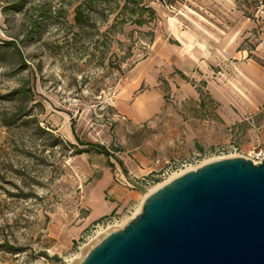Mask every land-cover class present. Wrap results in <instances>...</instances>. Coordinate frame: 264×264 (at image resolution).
<instances>
[{"label": "rangeland", "instance_id": "374dc122", "mask_svg": "<svg viewBox=\"0 0 264 264\" xmlns=\"http://www.w3.org/2000/svg\"><path fill=\"white\" fill-rule=\"evenodd\" d=\"M84 3L0 0V43L24 60L0 51V264H78L99 241H87L98 220L85 199L105 169L116 179L121 156L144 158L148 176L219 150L251 160L264 146V0H110L76 24ZM19 86L33 92L28 119L7 126ZM133 86L127 102L146 94L156 108L141 123L120 107ZM129 190L106 232L149 195Z\"/></svg>", "mask_w": 264, "mask_h": 264}, {"label": "water", "instance_id": "95a60500", "mask_svg": "<svg viewBox=\"0 0 264 264\" xmlns=\"http://www.w3.org/2000/svg\"><path fill=\"white\" fill-rule=\"evenodd\" d=\"M78 264H264V158L183 172Z\"/></svg>", "mask_w": 264, "mask_h": 264}, {"label": "crops", "instance_id": "0c3cea01", "mask_svg": "<svg viewBox=\"0 0 264 264\" xmlns=\"http://www.w3.org/2000/svg\"><path fill=\"white\" fill-rule=\"evenodd\" d=\"M252 27V26H251ZM200 53V52H197ZM136 86L132 88H126L124 93H122L120 107L127 113L132 123H141L147 121L150 116L154 114L155 104L148 101L146 94L139 95L135 98L132 103L127 102L130 91L135 89ZM121 156L118 158L117 167L119 173H116V179L114 180L113 174L110 169H105L97 179L89 191L85 204L88 210L87 220L96 221L107 215L118 213L127 203V197L132 195L135 190H129L127 186L128 181H130L129 175H135L140 177L149 172L150 169L147 168V163L144 158H139L138 155L133 154L132 158L130 156ZM141 166L143 168H141ZM117 176L122 178V182H117ZM135 189V188H133ZM138 189V188H137Z\"/></svg>", "mask_w": 264, "mask_h": 264}, {"label": "built area", "instance_id": "2783aa9c", "mask_svg": "<svg viewBox=\"0 0 264 264\" xmlns=\"http://www.w3.org/2000/svg\"><path fill=\"white\" fill-rule=\"evenodd\" d=\"M225 153L226 151L219 150L213 153L205 154L204 156L198 154L190 163L187 162L174 163L171 164L168 168L160 172L151 173L148 176L137 177L135 175L130 174L129 175L130 181H128L127 186L132 188H140L148 191L155 186L168 182V180H170L172 176L177 175L183 170H186L188 165L190 166L192 164L199 165L203 163V161H205L206 158H210L211 156L221 159L226 156ZM262 158H264V146L263 147L259 146L253 150L251 160L254 163H258L261 161ZM122 181H123L122 178L120 176H117V182H122ZM120 219L121 218L116 214L113 215L110 214L101 218L93 226L94 229L91 230L90 233L87 235V241L90 242L94 240L100 233L106 231L107 229L116 227L117 224L120 222Z\"/></svg>", "mask_w": 264, "mask_h": 264}, {"label": "trees", "instance_id": "16d2710c", "mask_svg": "<svg viewBox=\"0 0 264 264\" xmlns=\"http://www.w3.org/2000/svg\"><path fill=\"white\" fill-rule=\"evenodd\" d=\"M110 0H85V3L82 4L85 8L83 9L82 8V5H79L76 9H75V12H74V22L76 24H81L83 22H85L87 20V15H86V12L85 10H92V7L95 3H103V2H108ZM137 8V7H136ZM137 9H148V8H145V6H142V8H137ZM135 14V9L132 10V14L131 15H134ZM132 23H136V20H132ZM9 48L13 49V52L17 55V57L19 58V60L24 63V60H23V55H22V52L20 50V48L16 45V43L14 41H2L0 43V51L3 49L6 51L9 50ZM8 97L7 99L11 100V101H14L15 102V111H16V114L14 116H12L9 120H5V125H11V124H14L17 122V120L19 119H28L26 118V116L28 115L27 113H24V106L23 104L27 101H30L32 100V97H33V92L31 90L30 87H26V86H19L18 88H15L13 90H11L7 96ZM73 125V123H72ZM41 129V128H39ZM72 130H73V133H74V126H72ZM75 138L77 140V144L80 145V146H89V148H94L96 149L98 152L100 153H103L105 154L107 157H112V158H115L114 156V152L107 149L105 146L103 145H100V144H93L91 142H85L83 140H81L78 136L75 135ZM57 143H53L52 145H56ZM74 148H76V152L77 153H81L83 151H87V150H83L82 148H77L74 146ZM112 165V164H110Z\"/></svg>", "mask_w": 264, "mask_h": 264}, {"label": "bare ground", "instance_id": "6f19581e", "mask_svg": "<svg viewBox=\"0 0 264 264\" xmlns=\"http://www.w3.org/2000/svg\"><path fill=\"white\" fill-rule=\"evenodd\" d=\"M176 176H178V175H174V176H172L171 177V179L170 180H172L173 178H175ZM169 180V181H170ZM161 185V184H160ZM157 189L159 188V187H156ZM157 189H152V190H148V193L147 194H150V193H152L153 191H155V190H157ZM148 196V195H147ZM146 197V196H145ZM139 212V211H138ZM137 212V213H138ZM114 230V229H113ZM107 231V230H106ZM106 231H104V232H102V233H100L99 234V239L100 238H102L104 235H106L107 233H109V232H106ZM106 232V233H105ZM104 233V234H103ZM97 238V237H96ZM96 238H95V240H96ZM99 239H97L95 242H94V244L99 240ZM90 246H92V245H90ZM90 249V248H89ZM85 253H86V251H85ZM85 253L83 254V256H85ZM83 258V257H82ZM76 262V261H75Z\"/></svg>", "mask_w": 264, "mask_h": 264}]
</instances>
